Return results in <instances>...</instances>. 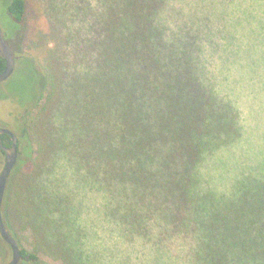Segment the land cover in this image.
<instances>
[{"label":"trees","instance_id":"trees-1","mask_svg":"<svg viewBox=\"0 0 264 264\" xmlns=\"http://www.w3.org/2000/svg\"><path fill=\"white\" fill-rule=\"evenodd\" d=\"M76 8L72 37L63 30L72 20L53 10L49 26L63 32L60 42L72 47L74 60L65 49L49 55L37 48L19 62L35 61L45 85L31 103L13 96L23 109L13 123L20 157L2 215L21 248L19 264L43 257L96 264L87 229L74 218L86 206V187L104 195L97 207L124 241L138 237L148 249L144 261L162 264L168 255L165 264H264V168L225 162V152L234 157L232 147L253 131L244 111L248 91L230 71L253 81V104L264 112V12L202 15L191 0H77ZM8 12L22 26L27 0H13ZM6 64L0 54V73ZM2 139L13 142L8 134ZM65 151L77 172V204L66 198L68 210L43 190L54 176L50 162ZM4 164L0 147V169ZM234 167L238 176L222 183ZM22 189L27 203L17 214ZM11 255L0 232L1 264Z\"/></svg>","mask_w":264,"mask_h":264},{"label":"rangeland","instance_id":"rangeland-1","mask_svg":"<svg viewBox=\"0 0 264 264\" xmlns=\"http://www.w3.org/2000/svg\"><path fill=\"white\" fill-rule=\"evenodd\" d=\"M12 1L0 0V27L16 57V67L20 64V61L25 60L28 52L31 53L33 49L37 48H43L49 55L51 52L59 53L60 51L62 54V51L65 49L68 51L69 59H75V52H73L72 47L69 44L60 42L63 32L50 31L49 26L53 24V21L55 22V19L52 17V13L54 12L59 14V19L61 20L64 19L65 21L66 18H70L72 24L66 29L63 28V30H66V34L72 37L73 34L71 33L77 31V0H27L29 14L26 16L25 23L22 26L8 12V6ZM191 7L197 14L239 17L264 12V0H191ZM24 28V37L21 40L20 37L23 35L21 31H24ZM231 63L233 65L236 63L232 55ZM217 65L220 69L218 62ZM36 67L38 68L35 61L33 62V60L28 58L25 63H21L20 67L16 69L17 72L15 73L17 74L11 82L0 84V126L14 130L13 123H16V113L23 112V109L15 101L16 99L13 96H18L19 103H31L33 101L32 97H35V93L37 94L39 90L45 89V85L42 83V80L40 82L39 75L36 73ZM238 71L239 69L230 72L233 83H238L241 89L243 88L248 91L251 103L249 104L247 101V105H244V111L248 122H252L253 124V131H249L250 133L247 135L248 138L246 139L247 143L245 145L241 146L236 144L232 147L231 151L235 153L234 157H230L225 152L227 155L225 156L228 157L225 159V162H228L230 166L232 162L238 163L241 160H245V167L262 170L264 168V122L257 119V116H259L257 113L252 117V111L255 108L259 109L263 114L264 112L260 104H253L259 97H256L251 88L253 81L247 82L246 84L243 81L242 75L237 74ZM36 77L38 78L37 83L35 82ZM19 94H21L22 98ZM261 113L260 117L262 116ZM254 122H256L255 128ZM236 153H241L243 157H240ZM23 156L25 157L26 155ZM50 163L54 176H52V180H49L48 183L46 181V188H42L47 197L51 199L55 198L60 208L68 210L72 204H77V172L75 160L73 157L68 156V152L65 151ZM34 167L31 161H28L24 166L28 171H31ZM44 168L48 167L46 166ZM219 169L222 172L226 171L223 168ZM1 171L2 169H0V174ZM238 172H236V167L230 169L229 172L223 174V180L221 182L229 183L231 180L233 182L238 176ZM53 184L56 185V189H59L60 193L55 192ZM25 187H27V190L29 189V186ZM25 187L23 188L25 189ZM25 192L22 189L21 193H17L15 197L14 205H18L17 214L21 213V210H23L24 205L27 203L24 197ZM84 192L86 193V206H84V211L81 216L77 217L76 214L74 218H77L78 222L83 223L87 229L89 238L86 240L89 241V245L87 244L88 247L86 248L89 251L92 249L96 251L98 255V258L96 257V264H153L152 262L144 261L148 257L149 251L148 249L145 250L138 237L130 242L124 241L122 232L115 225L111 224V222L107 221V218H109L107 213H103L97 207L103 203L104 195L101 192L92 190L91 187H86ZM66 198L71 199L70 201H73V203L70 204L69 201L67 202ZM71 219L73 220L72 217ZM72 226L75 228L74 222ZM171 247L174 249L173 242H171ZM11 259L12 255L8 263ZM42 259L44 261L40 262V264H66L62 260H54L46 257ZM167 260L168 255L162 264H165ZM173 263L177 264V261H173Z\"/></svg>","mask_w":264,"mask_h":264},{"label":"water","instance_id":"water-1","mask_svg":"<svg viewBox=\"0 0 264 264\" xmlns=\"http://www.w3.org/2000/svg\"><path fill=\"white\" fill-rule=\"evenodd\" d=\"M0 54L6 59V68L0 73V83H3L9 79L16 69V57L13 53L12 48L5 39L2 28L0 27ZM8 134L12 137L13 142L11 145L7 146L4 144L2 135ZM0 147L5 152V165L0 174V232L2 237L11 245L12 247V259L8 264H19L22 259L21 248L18 241L10 233L7 228L2 215L3 201L8 185V180L11 173L15 169L20 153L18 148V136L17 134L8 127L0 126Z\"/></svg>","mask_w":264,"mask_h":264}]
</instances>
